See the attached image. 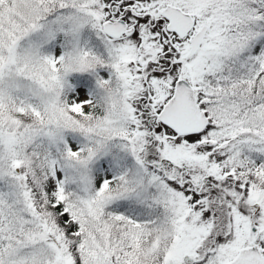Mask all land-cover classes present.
<instances>
[{"label": "snow or ice", "instance_id": "1", "mask_svg": "<svg viewBox=\"0 0 264 264\" xmlns=\"http://www.w3.org/2000/svg\"><path fill=\"white\" fill-rule=\"evenodd\" d=\"M0 264H264V0H0Z\"/></svg>", "mask_w": 264, "mask_h": 264}]
</instances>
